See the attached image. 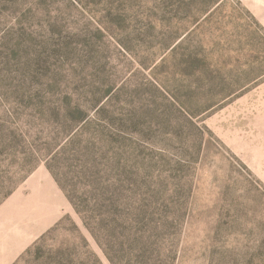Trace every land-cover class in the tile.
Listing matches in <instances>:
<instances>
[{
	"label": "rangeland",
	"instance_id": "obj_1",
	"mask_svg": "<svg viewBox=\"0 0 264 264\" xmlns=\"http://www.w3.org/2000/svg\"><path fill=\"white\" fill-rule=\"evenodd\" d=\"M263 82L241 0H0V247L63 198L7 264H264Z\"/></svg>",
	"mask_w": 264,
	"mask_h": 264
},
{
	"label": "crops",
	"instance_id": "obj_2",
	"mask_svg": "<svg viewBox=\"0 0 264 264\" xmlns=\"http://www.w3.org/2000/svg\"><path fill=\"white\" fill-rule=\"evenodd\" d=\"M242 3L250 10L255 18L264 27V0H241ZM253 98H247L248 108L253 109L252 103L255 104L256 114L259 109L262 110V114H257L258 118L263 116L264 118V82L258 84L253 88ZM260 111V110H259ZM264 133V122L261 120L258 124H255V130ZM37 179L33 176L32 184L35 185ZM57 186L53 182L51 176H48L46 184H39L34 188V191L30 197L19 194L14 198L25 199L30 205L25 204L24 217L28 230L21 234H17L8 245L6 238L1 241L0 247V264H7L8 260L15 259L19 256L30 244L36 241L41 235H43L51 226H53L62 215L63 198L59 192H57Z\"/></svg>",
	"mask_w": 264,
	"mask_h": 264
},
{
	"label": "trees",
	"instance_id": "obj_3",
	"mask_svg": "<svg viewBox=\"0 0 264 264\" xmlns=\"http://www.w3.org/2000/svg\"><path fill=\"white\" fill-rule=\"evenodd\" d=\"M56 181L58 182L57 179H56ZM58 184H59L60 188L65 192V194L67 195V197L69 198V200L71 201V203L73 202V204L75 205V208L77 209V211L80 212V210L78 209L77 204L73 201V199L71 198V196H70L69 192L66 190V188L63 187V186H61L59 182H58ZM61 221H62V220H61ZM61 221H60L59 223H57V225H55L53 228H51L48 232H50L51 230L55 229V228L61 223ZM84 224L86 225V227H87V228L89 229V231H90V228L88 227V224L86 223V221L84 222ZM91 232H92V234L95 236V238H96V240L98 241L99 245H100L101 247H103V246H102V242L99 240L98 235L96 234V232H94V230H93V231L91 230ZM45 234H46V233H45ZM45 234H44V235H45ZM44 235H43V236H44ZM41 238H42V237H41ZM108 255L110 256V253H108ZM110 257H111V256H110ZM111 260H112L113 263H114V260H113L112 257H111Z\"/></svg>",
	"mask_w": 264,
	"mask_h": 264
}]
</instances>
